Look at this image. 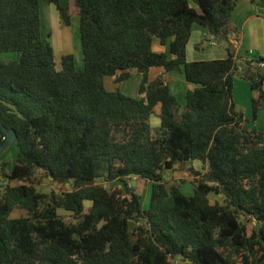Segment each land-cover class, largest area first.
I'll use <instances>...</instances> for the list:
<instances>
[{
	"label": "trees",
	"instance_id": "16d2710c",
	"mask_svg": "<svg viewBox=\"0 0 264 264\" xmlns=\"http://www.w3.org/2000/svg\"><path fill=\"white\" fill-rule=\"evenodd\" d=\"M43 1L71 26L61 0H0V54L16 57L0 60V121L18 148L3 176L20 183L0 188V264H264V133L234 102L232 53L187 60L194 25L228 41L239 0H74L83 69L74 54L58 69ZM261 62L243 61L241 75L259 93L255 113L264 110V73L249 74ZM153 68L194 86L182 112L166 80H150ZM134 72L137 97L105 87L106 77L124 82ZM6 140L0 127V147ZM196 161L206 173L194 172L192 196L167 185L166 171ZM38 176L73 189L42 193ZM135 179L152 185L148 209ZM17 209L26 215L13 218Z\"/></svg>",
	"mask_w": 264,
	"mask_h": 264
},
{
	"label": "crops",
	"instance_id": "0c3cea01",
	"mask_svg": "<svg viewBox=\"0 0 264 264\" xmlns=\"http://www.w3.org/2000/svg\"><path fill=\"white\" fill-rule=\"evenodd\" d=\"M52 6L49 8L51 11ZM231 24L233 29L232 32L237 34V42H233L230 35L228 36L227 42H218L207 29L194 25L192 28L191 39L187 46V60L189 62L225 60L228 58L229 52L232 53L234 57H237L238 60L244 62H249L255 57L264 59V0H239L232 13ZM154 49L157 52H164L166 50L164 46L160 45L159 40L157 39L154 40ZM248 68L249 67H244V73L245 69ZM255 68H258L257 70L264 73V69H261L257 64L252 63V67L250 68L252 71L249 75L255 71ZM159 76H162L166 80L171 93L179 102L182 109H180V112H182L186 105L187 92L192 90L194 86L190 85L181 73L171 72L166 74L163 68H153L150 71L149 78L151 81ZM244 76L235 77L234 102L237 107L244 112L245 119L247 120V127L249 129H257L264 133V110L258 109L255 113L253 106V101L258 98L259 93L252 89L251 83L245 80ZM132 78L137 80L136 84L133 87L126 88V85ZM141 78V74L137 72L132 73L131 79L124 82H118L116 81V78L112 77L111 79L115 81H113L114 84L110 83L106 88L111 92L120 91L123 94H128L126 96L137 97ZM242 80L246 82H243ZM160 124V106H158L155 115L151 118V125L152 128L156 129ZM183 166H185L188 176L193 177L192 182L196 177L194 172H200L202 175L206 173L203 164L199 161H196L193 164H178L174 166L173 170L165 172L166 182H169L166 178L167 175L169 176V174L174 171L178 173L179 167ZM198 166L201 167V170L199 171L197 169ZM134 181L137 180L135 179ZM137 185H140V182H137ZM170 185L176 184L172 183ZM179 189L181 190V188Z\"/></svg>",
	"mask_w": 264,
	"mask_h": 264
},
{
	"label": "rangeland",
	"instance_id": "374dc122",
	"mask_svg": "<svg viewBox=\"0 0 264 264\" xmlns=\"http://www.w3.org/2000/svg\"><path fill=\"white\" fill-rule=\"evenodd\" d=\"M63 4H68L70 7V16H71V26L67 27L63 23L57 9L47 2H42L41 4V15H42V23H43V34L44 37L47 34L51 35V42L53 44L55 50V61L57 63L58 69H61V59L62 56L65 54H74L76 66L78 69H83V49L82 43L80 38V31H79V17L78 11L75 5L74 0H61ZM52 6V11L49 9ZM198 26V25H195ZM16 57L13 54L6 53L0 54L1 61H13ZM112 81V82H111ZM114 80L111 77L105 78V87H108L110 83L114 84ZM243 82H246L242 80ZM136 79H131L129 83L126 85V88L133 87L136 84ZM108 89V88H107ZM128 95V94H124ZM182 110V109H181ZM253 115V113H252ZM18 155V148L16 144L9 145L5 151L0 155V188L3 189L6 185L11 186H18L20 183L18 181H11L4 179L3 171L10 172L16 163ZM201 167H197L198 171L201 170ZM175 173V177H174ZM192 175V173H191ZM39 178L36 180V187L37 189L45 194H49L51 192H56L58 194H62L65 192H70L73 189L72 184L62 185L55 182H51L44 178ZM192 177V176H191ZM188 176V172L186 171L185 166L179 167L178 173L175 171L167 175L166 178L169 180L168 186L170 184L179 185L181 191L186 196H192L194 192V184L192 182L193 177L191 178ZM98 185L105 186L108 190H114L115 188H121L123 186L120 182H108L104 179H99L96 182ZM151 183L148 181L141 180L140 185L137 189V193L142 197V206L144 209H148L151 199ZM210 200L212 204L216 202L222 203V199L217 197L216 195H211ZM87 208L91 205L90 202H87ZM26 215V213L22 210H15L12 217L13 218H20ZM60 215L68 218V214L60 211ZM134 227V224H132ZM252 225H250V229H252Z\"/></svg>",
	"mask_w": 264,
	"mask_h": 264
},
{
	"label": "water",
	"instance_id": "95a60500",
	"mask_svg": "<svg viewBox=\"0 0 264 264\" xmlns=\"http://www.w3.org/2000/svg\"><path fill=\"white\" fill-rule=\"evenodd\" d=\"M0 127L7 134V140H6V142L0 147V155H1L9 145L16 143V141H17V135H16V132L14 130L6 129L2 125L1 121H0ZM133 186L134 187L137 186V181H134L133 182Z\"/></svg>",
	"mask_w": 264,
	"mask_h": 264
},
{
	"label": "built area",
	"instance_id": "2783aa9c",
	"mask_svg": "<svg viewBox=\"0 0 264 264\" xmlns=\"http://www.w3.org/2000/svg\"><path fill=\"white\" fill-rule=\"evenodd\" d=\"M230 37L233 40V42H237V34L235 32H232L230 34ZM235 59H236V67L234 68L235 74L236 76H241L243 73L244 63L242 60H238L237 57H235ZM258 67L264 69V62L258 64Z\"/></svg>",
	"mask_w": 264,
	"mask_h": 264
}]
</instances>
